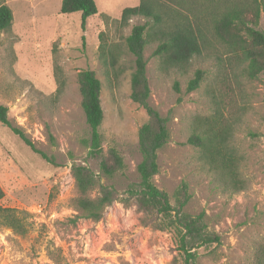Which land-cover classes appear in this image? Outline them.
<instances>
[{"label":"rangeland","instance_id":"1","mask_svg":"<svg viewBox=\"0 0 264 264\" xmlns=\"http://www.w3.org/2000/svg\"><path fill=\"white\" fill-rule=\"evenodd\" d=\"M13 11L1 35L0 104L51 162L0 122L3 208H13L24 229L0 217V264H171L178 256L173 232L143 224L135 205L115 201L99 221L80 218L72 166L82 163L104 183L124 190L138 180V132L146 110L131 97L134 56L126 38L143 16L123 19L140 0H96L98 12L82 27V12L63 13V0H0ZM264 27V18L262 19ZM101 46L103 49H101ZM147 45L149 102L168 117L170 140L159 150L157 185L174 201L186 181V210L204 211L221 242L200 248V264H260L264 257V75L250 78L245 64L223 48L195 55L186 68L160 69ZM101 80L104 147L125 158L122 174L108 178L88 153L90 127L81 106L78 72ZM201 69L200 86L188 91ZM216 132L208 152L189 143L193 134ZM53 135V138L50 137Z\"/></svg>","mask_w":264,"mask_h":264},{"label":"trees","instance_id":"2","mask_svg":"<svg viewBox=\"0 0 264 264\" xmlns=\"http://www.w3.org/2000/svg\"><path fill=\"white\" fill-rule=\"evenodd\" d=\"M63 13L82 12V27L97 14L96 0H63ZM143 16L145 22L135 24L126 42L134 56L135 69L131 75V99L142 106L148 119L138 132V144L142 159L137 164L138 180L130 182L124 190L104 183L102 176L91 167L74 163L76 195L72 206L76 211L73 221L80 218L99 221L107 206L115 201L127 206L135 205L143 213V224L163 231L173 232L178 256L171 264H200L199 249L210 248L221 242V236L209 228L204 211L197 214L185 208L192 195L186 181L174 192V201L169 193L160 188L155 176L160 172L159 150L170 140L168 117L149 102L151 84L148 76L146 47L157 42L153 56L158 57L160 69L186 68L195 55L211 48H223L231 59L245 64L244 71L250 78L264 75V0H140L139 4L127 7L122 18ZM13 22V11L7 3H0L1 35ZM101 49L103 47L101 46ZM204 71L198 69L189 81L187 90H196L203 80ZM81 106L90 127L87 140L89 155L98 159L99 171L108 178L122 174L127 168L124 156L115 146L104 147L105 138L100 127L105 119L102 105V84L93 69L78 72ZM0 122L9 127L26 145L51 162L45 151L38 148L24 130L9 118L8 107L0 104ZM216 132L209 129L202 135L193 134L189 143L210 151ZM53 138V135L50 134ZM208 151V152H209ZM4 192L0 186V200ZM0 217L13 229H24L21 217L13 208L0 205ZM264 264V257L260 259Z\"/></svg>","mask_w":264,"mask_h":264}]
</instances>
